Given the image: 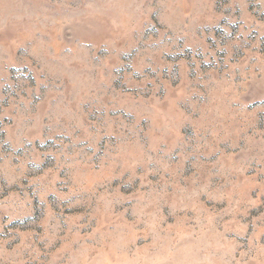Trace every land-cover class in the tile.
<instances>
[{
    "label": "rangeland",
    "instance_id": "1",
    "mask_svg": "<svg viewBox=\"0 0 264 264\" xmlns=\"http://www.w3.org/2000/svg\"><path fill=\"white\" fill-rule=\"evenodd\" d=\"M0 264H264V0H0Z\"/></svg>",
    "mask_w": 264,
    "mask_h": 264
}]
</instances>
